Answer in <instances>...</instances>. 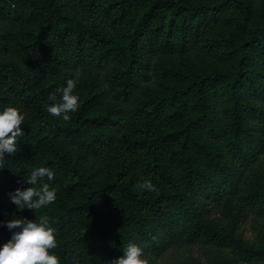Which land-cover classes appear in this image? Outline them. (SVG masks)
<instances>
[{"label":"trees","instance_id":"obj_1","mask_svg":"<svg viewBox=\"0 0 264 264\" xmlns=\"http://www.w3.org/2000/svg\"><path fill=\"white\" fill-rule=\"evenodd\" d=\"M69 78L65 121L47 107ZM8 106L25 135L0 162V220L48 215L61 264H115L129 242L149 263L185 246L189 264H264V0H0ZM40 166L57 199L18 210Z\"/></svg>","mask_w":264,"mask_h":264},{"label":"clouds","instance_id":"obj_2","mask_svg":"<svg viewBox=\"0 0 264 264\" xmlns=\"http://www.w3.org/2000/svg\"><path fill=\"white\" fill-rule=\"evenodd\" d=\"M78 81L67 79L61 89L59 102L49 104L47 111L65 121L71 119L80 107V98L74 93ZM55 99V94H52ZM25 113L16 106H8L0 110V162L5 160V153L14 154L17 151L18 140L25 135L22 127ZM0 168H3L0 166ZM55 172L49 166L34 168L27 176L30 185L27 188H16L10 194L11 201L17 205L18 210L24 208L41 209L57 199V187L45 182L54 179ZM137 186L148 191H155L156 185L151 180L138 182ZM11 232L10 238L0 244V264H61L60 257L53 251L58 241L56 230L51 224L48 215H41L39 219L17 217L13 214L11 219L0 220ZM123 255L115 259V264H149L142 247L129 242L123 250Z\"/></svg>","mask_w":264,"mask_h":264},{"label":"rangeland","instance_id":"obj_3","mask_svg":"<svg viewBox=\"0 0 264 264\" xmlns=\"http://www.w3.org/2000/svg\"><path fill=\"white\" fill-rule=\"evenodd\" d=\"M173 62H175V65L181 70L186 69L188 64L191 68H197L200 66L199 60H197L194 54H190L188 57H182L180 60L174 58ZM92 166L93 171L97 170L96 162L92 161ZM246 232L250 233L249 226L246 228ZM200 254L201 251L197 247L187 248L185 246H173L160 258L154 259V261L149 264H189L192 258H199Z\"/></svg>","mask_w":264,"mask_h":264}]
</instances>
